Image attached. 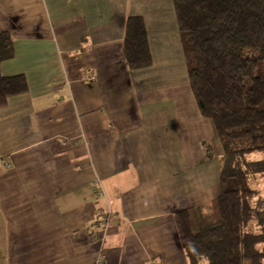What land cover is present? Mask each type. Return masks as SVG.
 I'll return each mask as SVG.
<instances>
[{"label": "crops", "instance_id": "1", "mask_svg": "<svg viewBox=\"0 0 264 264\" xmlns=\"http://www.w3.org/2000/svg\"><path fill=\"white\" fill-rule=\"evenodd\" d=\"M135 16L153 64L131 71ZM3 32L29 90L0 108V264H189L177 213L220 195L223 148L174 1L0 0Z\"/></svg>", "mask_w": 264, "mask_h": 264}, {"label": "trees", "instance_id": "2", "mask_svg": "<svg viewBox=\"0 0 264 264\" xmlns=\"http://www.w3.org/2000/svg\"><path fill=\"white\" fill-rule=\"evenodd\" d=\"M173 1L191 90L223 148L220 195L177 213L183 251L189 264H264V209L255 210L251 187L264 174V0ZM123 52L131 71L152 66L143 18L127 19ZM14 56L12 36L1 33L0 68ZM28 90L24 75L0 70V108ZM256 153L263 158L250 160Z\"/></svg>", "mask_w": 264, "mask_h": 264}, {"label": "rangeland", "instance_id": "3", "mask_svg": "<svg viewBox=\"0 0 264 264\" xmlns=\"http://www.w3.org/2000/svg\"><path fill=\"white\" fill-rule=\"evenodd\" d=\"M254 53V52H253ZM263 158L260 153L253 154L249 157L250 160L256 161ZM251 187L258 193V198L253 202L256 211L264 209V174L255 175L251 178Z\"/></svg>", "mask_w": 264, "mask_h": 264}, {"label": "built area", "instance_id": "4", "mask_svg": "<svg viewBox=\"0 0 264 264\" xmlns=\"http://www.w3.org/2000/svg\"><path fill=\"white\" fill-rule=\"evenodd\" d=\"M11 166L8 164L7 165V168H10ZM95 186V185H94ZM94 193L97 195V196H99V195H101V194H103V188H102V185L99 183L98 184V187H96L95 186V191H94ZM106 218V217H105Z\"/></svg>", "mask_w": 264, "mask_h": 264}]
</instances>
